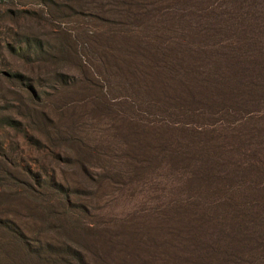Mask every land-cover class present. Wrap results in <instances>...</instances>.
Instances as JSON below:
<instances>
[{"label": "rangeland", "instance_id": "374dc122", "mask_svg": "<svg viewBox=\"0 0 264 264\" xmlns=\"http://www.w3.org/2000/svg\"><path fill=\"white\" fill-rule=\"evenodd\" d=\"M0 264H264V0H0Z\"/></svg>", "mask_w": 264, "mask_h": 264}, {"label": "trees", "instance_id": "16d2710c", "mask_svg": "<svg viewBox=\"0 0 264 264\" xmlns=\"http://www.w3.org/2000/svg\"><path fill=\"white\" fill-rule=\"evenodd\" d=\"M17 52V51H16ZM17 54H18V52H17Z\"/></svg>", "mask_w": 264, "mask_h": 264}]
</instances>
